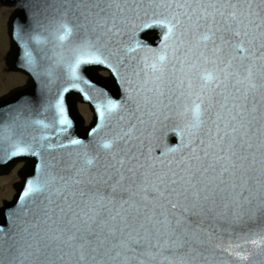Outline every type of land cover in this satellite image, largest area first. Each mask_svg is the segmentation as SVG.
<instances>
[{
    "label": "snow or ice",
    "instance_id": "obj_1",
    "mask_svg": "<svg viewBox=\"0 0 264 264\" xmlns=\"http://www.w3.org/2000/svg\"><path fill=\"white\" fill-rule=\"evenodd\" d=\"M148 21L164 29L162 46L159 49L149 48L139 57L132 56L131 53L142 49L135 39L136 30L140 26L148 27ZM32 22L37 28H44L45 22L58 24L60 31L55 38L61 45L76 37L71 45V62L67 64L73 78H78L81 64H108L112 60L115 65L113 72L120 76L121 67L127 70L130 62H136L138 70L132 75L139 78L143 73L144 79H137L135 83L127 80L129 86L125 102L108 99L106 108L109 114L112 109L125 108L128 101L139 110L140 103L135 95L146 84L155 83L156 86L145 91L164 95L160 85L166 80L170 69L175 71L177 63L183 65L188 54L192 53L188 36L201 27L208 29V34L200 37L201 41H207L215 31L237 38L235 47L241 50L237 56L241 60L247 57L248 64L235 72L239 77L235 82L246 83L247 87L244 94L231 100V110L225 108V105H229L227 97L219 105L223 111L216 113L215 142L205 144L200 140L202 156L188 157L189 167L181 170L182 175L175 172L170 176L161 174L155 178V183H143L139 193L143 204L134 201L129 204V201L122 199L121 205L128 204L129 209L122 207L115 215L109 212L107 218L102 215L107 211L104 202L112 203L115 196L93 193L90 198L100 207H88L81 186L93 182V177L85 173L90 172L100 158L98 149H114L121 141L127 144L132 139L131 132L135 126L111 140L97 138L85 143L82 139L70 138L66 144L49 142L37 146L35 137L31 140L24 138L25 131L31 123L47 127L44 120L33 119V110L27 106L13 110L0 109V129L6 133L0 139L11 141L13 151L10 155L34 152L39 156V148L71 145L82 149L75 153V157L83 159L89 166L88 169L77 167L76 160L67 164L61 162L60 170L64 174H58L56 163H41L42 168L50 169V179L39 176L29 179L21 200L36 196L43 197L46 203L30 219L14 225L11 231H5L0 226V252L3 254L0 264H131L141 255L154 256L165 251L178 264H255L257 257L264 260V141L259 144L251 142L256 136L251 113L257 109L254 103L249 107V94L264 91V67H258L255 63L264 60V55L257 56L255 51H249L245 48L244 40L240 39L248 38L249 47L254 45L257 34L264 39V0H33ZM33 39L39 40V36ZM261 47L264 48V44ZM200 55L204 56V53ZM23 56L26 65L35 66L34 53L27 44ZM233 59L236 57H230L226 66H230ZM204 77L201 93L197 96L200 102L194 106L198 123L191 126L196 131H199L205 114L201 107L205 100L200 99L204 95L203 90L207 88L213 93L208 97V107L211 108L216 103L213 81L216 87L220 85L219 77L209 72H205ZM178 86L182 88L184 81H179ZM70 87L78 88L79 85ZM188 87H192L190 80ZM235 91L240 93L241 89L236 87ZM255 99V95H252L251 100ZM57 109L59 123H69L64 116L62 102L57 103ZM99 116L105 118L104 108L100 109ZM119 119L123 120L124 117L120 116ZM103 127L97 124L91 133L95 135ZM46 138L47 134L40 136L41 141ZM214 145L216 151L210 152ZM188 146L193 152L196 151L192 139H189ZM89 152L95 155L90 156ZM109 154L113 163L107 165L105 173L111 168L120 180L125 179L123 169L126 159L132 160L134 157H126L118 151ZM202 157L210 158L207 167L203 165ZM69 171L71 174H68ZM127 171L136 175L131 168ZM108 178L111 179L110 176ZM56 181L59 183H54ZM123 191L127 192L128 189ZM77 197L80 198L79 202ZM180 200L184 201L185 214H169L168 209H176ZM81 204H85L87 210ZM21 207L27 215V207ZM141 208L148 209L150 214L140 216ZM189 215L202 219L194 223ZM133 223L138 227L134 229ZM152 249H155V253Z\"/></svg>",
    "mask_w": 264,
    "mask_h": 264
},
{
    "label": "water",
    "instance_id": "obj_2",
    "mask_svg": "<svg viewBox=\"0 0 264 264\" xmlns=\"http://www.w3.org/2000/svg\"><path fill=\"white\" fill-rule=\"evenodd\" d=\"M0 2L15 7L8 21L10 50L6 57V63L11 70L23 72L28 76L25 85L0 96V109L13 110L27 106L33 110V119H42L48 125L44 127L39 124H29L25 131L24 138L26 140L35 137L37 146L47 145L49 142L66 144L70 138L82 139L85 143H89L97 138L111 140L115 135H123L128 132L129 128L135 126L131 132L132 139L127 144L121 141L116 144L114 149L99 148L100 158L90 172L85 173L86 176L93 177L92 184L81 186L85 192L84 200L88 207H100L90 198L93 193L115 196L112 203L104 202V208L107 209L106 212L102 213L104 218H107L109 212L113 215L120 212L122 207L125 210L129 209L128 204L121 205L122 199L129 201V204L133 201L137 204H143L139 194L143 183H155V178L161 174L170 176L172 172H175L177 175H182L181 170L189 167L188 157L202 156L200 149L203 145H200V140H203L205 144L210 141L215 142L216 113L223 111L219 105L227 97L229 105H225V108L231 110V100L244 94L247 87L246 83L236 84L235 82L239 79L235 72L242 70V67H246L248 64L247 57L241 60L237 56L238 51H241L235 47L238 42L237 38L230 37L228 33L222 31H215L207 41H201L200 37L208 34V29L201 27L192 31L188 36L193 47L192 53L188 54L183 65L177 63L175 71L170 69L166 80L160 85V90L163 91L164 95L161 96L155 91H145V89H152L156 86L155 83L146 84L135 95L136 101L140 103L139 110L131 101H128L125 108L112 109L111 114H109L106 108L107 100H119L124 103L127 97L126 89L129 86L126 81L131 79L135 83L137 79L141 81L144 79L143 73L139 78L132 75L138 70L136 62H130L127 70L121 67L119 69L120 76L113 72L115 65H113L112 60H109L108 64L100 62L81 64L78 70V78H73L69 74L67 64L71 62V45L76 37L73 36L61 45L55 38L60 31L58 24L49 25L45 22L44 28L35 27L32 22L33 0H0ZM148 23V27L140 26L135 34V39L142 45V49L130 55L139 57L149 48L159 49L162 46L164 29L158 25H152L150 21ZM36 36H39V40L33 39ZM240 39L244 40L245 48H248L249 51H255L257 56L264 55V48L261 47L264 44V39H261L258 34L252 47H249L248 38L241 37ZM125 40H127V36ZM26 44L34 53L35 66H28L24 62L23 53ZM217 48L220 51H216ZM201 52L204 53V56L200 55ZM171 55V51H169V59H171ZM204 57L208 59L205 60ZM230 57H236V59L232 60L230 66H226ZM255 63L258 67H264V60H258ZM109 65L113 66L110 67ZM101 70L109 71V75H103L100 73ZM205 72L211 73L214 77H219L220 85L216 87L215 81H213L212 87L214 88L216 103L211 108L208 107V97L213 96V93L209 92L207 88L203 90L204 95L200 96V99L205 100V103L201 105L205 114L202 117L203 123L199 126V131H196L191 127L198 123L194 114V106L200 102L197 96L201 93L200 86L205 81ZM181 80L184 81L182 88L178 86V82ZM189 80L192 85L191 89L188 87ZM73 84H78L79 87H70ZM236 87L241 89L240 93L235 91ZM65 88L67 91H64ZM252 95H255V101L251 100ZM78 101L90 105L93 116L88 125L85 124V119L79 112ZM249 101V107L251 108L254 103L257 109L256 112L251 113V117L254 118L253 131L256 132V136L251 142L259 144L264 141V91L249 94ZM58 102H62L64 106V116L69 121L67 124L59 123ZM101 108L105 109V118L103 119L99 116ZM224 115L226 116L227 113L225 112ZM120 116H123L124 119H119ZM247 118L245 117V119ZM97 124L104 125V127L94 135L91 133V129ZM60 128L65 129V131H58ZM221 129L222 131L225 130L223 123H221ZM44 134H47V138L41 141L40 136ZM4 135L6 133L0 129V137ZM125 138L127 139V137ZM189 139L195 142V152L188 146ZM169 149L177 150L169 151ZM39 150L41 153L39 156L35 155L34 152L13 156L10 155L13 151L11 141L0 139V174L9 172L17 162L25 161L20 170L21 180L15 183L16 193L13 199L5 200L4 204L0 206V226H3L5 231H11L14 225L20 224V221L30 219L46 203L43 197L36 196L21 200V195L29 179H34L37 176L42 179H50L48 176L50 169L42 168V162L44 164H48L50 161L56 163L58 174H64L60 170L61 162L67 164L76 160L77 167L89 168L83 159L75 157L77 151H82L77 146L69 145L64 148L51 149L42 147ZM112 151H118L126 157H134L132 160L126 159L123 169L125 179L123 180H120L111 168L105 173L107 165L113 163L109 154ZM215 151L216 146L214 145L210 152ZM69 153H72V156H69ZM216 154L219 155L218 152ZM89 155H95V153L89 152ZM210 162V158L202 157V163L205 167ZM128 168L133 169L136 175L133 176L132 173L128 172ZM68 174L71 172L69 171ZM205 175H211V173ZM227 175L226 173L225 177ZM109 176L111 179L108 178ZM54 183L58 184L59 182ZM113 186H115L114 191ZM125 188L128 189L127 192L123 191ZM77 200L79 202L80 198L77 197ZM21 205L27 207V215H25ZM183 205L184 201L180 200L176 209H168L169 214H185ZM81 207L87 210L85 204H81ZM151 207L150 204L149 208ZM157 211L159 210L157 209ZM148 214H150L148 209L141 208L140 216ZM189 219L195 223L202 217L189 215ZM206 223L207 221H205ZM146 226L150 227L149 225ZM132 227L135 229L138 225L133 223ZM160 239L163 240V237ZM152 251L155 253V249ZM164 257L168 258L165 259ZM2 259L3 254L0 252V260ZM131 264H178V261L165 251L154 256L141 255L138 259L132 260ZM255 264H264V260L257 257Z\"/></svg>",
    "mask_w": 264,
    "mask_h": 264
},
{
    "label": "rangeland",
    "instance_id": "obj_3",
    "mask_svg": "<svg viewBox=\"0 0 264 264\" xmlns=\"http://www.w3.org/2000/svg\"><path fill=\"white\" fill-rule=\"evenodd\" d=\"M12 12L11 7L0 5V95L10 90L19 83H22L24 78L22 75L11 72L5 65V55L9 47V38L7 33L8 16ZM87 120L91 118V111L87 106L82 107ZM12 173V172H11ZM0 177V204L4 198H11L15 192L13 183L18 179L16 172Z\"/></svg>",
    "mask_w": 264,
    "mask_h": 264
},
{
    "label": "flooded vegetation",
    "instance_id": "obj_4",
    "mask_svg": "<svg viewBox=\"0 0 264 264\" xmlns=\"http://www.w3.org/2000/svg\"><path fill=\"white\" fill-rule=\"evenodd\" d=\"M25 81V78H24V80L22 81V83ZM21 84V83H20ZM82 106V105H81ZM83 106H87V105H83ZM22 165H23V163H20V164H18V165H16L13 169H12V173H14V172H16V175H18V172H19V169L22 167ZM10 172V174H12ZM9 174V175H10Z\"/></svg>",
    "mask_w": 264,
    "mask_h": 264
}]
</instances>
